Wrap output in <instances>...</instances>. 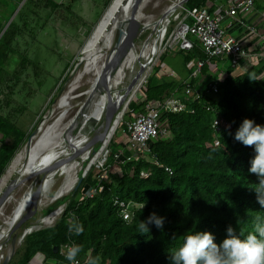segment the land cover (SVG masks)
Here are the masks:
<instances>
[{"label":"trees","instance_id":"trees-1","mask_svg":"<svg viewBox=\"0 0 264 264\" xmlns=\"http://www.w3.org/2000/svg\"><path fill=\"white\" fill-rule=\"evenodd\" d=\"M209 1L189 0L186 7H207ZM14 28L9 26L0 38L1 49H4L0 51V74L8 59L7 51L17 35ZM2 31L3 26H0V33ZM192 57L204 62L203 76L210 72V62H222L208 59L198 44L188 52L186 61ZM229 63L224 75L214 80L216 89L209 86L197 99L187 97L183 82L159 77V68H155L144 87V99L131 101L126 118L129 120L132 113L144 112L146 104H157L170 96L184 101L187 110L164 114L166 133L152 140L138 154L122 147L123 156L118 161V149L113 142L106 163L108 180L103 182V189L92 197L81 194L84 186L97 183L101 169L92 166L72 195L44 211L47 214L67 202L58 223L29 234L22 250L9 264H29L38 254L45 255L43 264L50 261L69 264L61 250L73 244L82 248L77 257L82 264L98 255L101 264H171V255L189 234L211 232L217 243L226 237L230 225L237 234L243 232L241 238L255 234L256 217L264 221V208L259 205L254 191L259 178L249 171L256 153L254 146L236 141L235 133L245 119L264 125V72L252 64L236 73ZM192 84L196 86L193 81ZM215 120L221 121L219 130L214 127ZM0 133L3 135L1 179L29 134L1 113ZM111 133L94 162L107 148ZM112 167H117L118 171H112ZM116 202L138 205L130 220L124 219L122 208ZM153 213L164 219L163 228L149 224L148 233H139L138 223ZM69 221L82 223L84 233L70 234Z\"/></svg>","mask_w":264,"mask_h":264},{"label":"rangeland","instance_id":"rangeland-1","mask_svg":"<svg viewBox=\"0 0 264 264\" xmlns=\"http://www.w3.org/2000/svg\"><path fill=\"white\" fill-rule=\"evenodd\" d=\"M62 1L63 0H61V2ZM168 3L170 4L169 0H149L145 5L144 10L146 13L148 12L149 16L153 15L155 17H152L153 19H157L159 18V16L161 17L162 13L164 12L163 9L165 10L169 6ZM5 4L7 7L6 9H4V12H9L12 9L14 10V8L16 9V7L18 6L17 4L12 3ZM257 4L259 8H263L264 0H259ZM31 5V1H24L18 7V9L24 7V9L21 10V13L14 14L12 18H10V14L4 15L8 20L5 26L9 25L10 21L13 20V18H16V20H14L15 22L13 24V27H18L20 24H22L19 19L22 17V20H26L28 8L31 7ZM112 7L113 5L111 6V8ZM111 8L109 10H107V8L100 19L99 15L98 17L94 16L93 20L88 22L86 26L82 24L83 27L79 32V35H77V31L74 29V27L71 26L73 25L72 23H70L69 25L63 20L65 18L64 10L59 9L54 13L55 15L53 19H50V15H48L49 11L43 8V10H40L41 13L31 20L30 25L27 24L28 27L24 29L18 40L13 41V43L9 47V50L7 51L8 59L5 62L3 70L0 74V113L8 118L11 122L15 123L20 129L27 132L29 134V137L32 135L34 130L37 129V127L42 125L44 121L51 122L57 116L58 112L54 111V109L56 110L57 102L61 95L67 90L69 83L82 69V65L78 62L79 58L90 43V40L96 33L97 29L99 28L100 24L97 25V23H103ZM183 18V10L181 11L179 18H177L176 13L172 15L170 22L168 23L167 34L164 39V45L161 49V52L155 59V63L147 73V76L144 78L140 88H138L135 92L132 101L137 100L138 102H141L144 99V87L147 84L148 78L154 73L156 66L159 65L162 55H165L164 63L175 69L179 75L184 76L188 74V69L185 62L187 52L185 50L177 51L178 47H170L168 51L166 50L170 41L172 40V35L179 27V24L183 20ZM39 22H41L42 24H39ZM24 25L25 24H23L22 26ZM4 31L5 30L0 33V38L4 34ZM149 33L150 31L146 30V32L137 39V44L139 46L144 43ZM189 37L193 40H196V37L192 34H190ZM1 50L4 49H1L0 46V51ZM209 64L210 72L207 76L208 79H206L208 80V83L204 88H200V90L202 91L206 89L211 82L213 83L217 77L220 78L219 76H216V72L218 71V69L227 68L230 63L229 61H223L220 63L210 62ZM245 66L246 64H242V67L236 69V73H239L243 70L245 71ZM168 72H170V70H168ZM200 79H202L201 72L195 76L194 80L198 82V80ZM89 81L90 77L88 76H85L80 80L81 84L79 83V88L77 90L78 93L84 91L88 87ZM119 88H122V85H120ZM81 101V99L75 101L73 110H71L69 117L64 120V123H66L70 119V117L75 114ZM128 112L129 106L125 110L121 122L118 125L112 139L110 140L109 145L107 146L101 157H99L97 161H93L94 163L91 164L89 170H91L92 166H106L113 142L115 143L119 153L116 156L117 160H121L123 156L121 150L122 147L128 148V143L130 144L129 136L126 132H124L125 126H123V124L131 121L134 118V115L137 114L132 113L130 119L128 120V118H126ZM79 131L80 130L77 129L76 133L78 134ZM92 135L93 133L91 132L89 136L91 137ZM27 141L21 148V150L26 147ZM106 141L103 142L102 147L105 145ZM102 147L97 153V156L102 151ZM134 152L136 153V151ZM136 154H138V152ZM87 166V162H83L81 167H79L77 173L78 177L74 188L76 187L79 178L82 175H84L85 177L88 174L89 170H87ZM57 168L58 169L56 171L47 176L40 196V202L43 200L42 204L39 206L36 216L28 221L25 228H30L32 226H39V230L49 228L55 225L56 222L62 217V214L66 209V205L62 207V214L58 217L55 223L50 226L43 225L42 221L45 218L44 211L53 203L50 199L55 197L60 189V186L65 180V165H59L57 166ZM112 171H118V168L114 167ZM39 176L40 174L32 180L28 181L22 189L20 188L21 190L18 189L16 191V200L17 203H19L21 206V211L24 208L28 207L30 194L32 193V191H34L35 182ZM89 187V185L84 186L81 190V194L87 196V190L89 189ZM65 204H67V202ZM12 207H14V204L9 205V207L7 208L8 213H10V211L13 209ZM25 228H21L19 234H22ZM23 241L18 246L19 248L17 247L16 253L12 257V259L16 257L19 250H22L24 244ZM10 250L11 240H7L3 243L2 249L0 250V264L9 255ZM37 256L38 255H36L31 260L30 264L44 263V257L42 256L43 261H41V256ZM54 263L57 264L58 262L54 261Z\"/></svg>","mask_w":264,"mask_h":264},{"label":"bare ground","instance_id":"bare-ground-1","mask_svg":"<svg viewBox=\"0 0 264 264\" xmlns=\"http://www.w3.org/2000/svg\"><path fill=\"white\" fill-rule=\"evenodd\" d=\"M135 1L116 0L114 2L105 20L100 24L90 43L79 58L82 69L69 83L67 90L58 100L56 110L54 109L55 112H58L57 116L51 122L44 121L40 125V129L36 135L33 136L25 148L17 153L12 163H10L11 165L1 177L0 196L9 184L14 183L17 187L13 191L11 198L0 208V250L4 242L11 240L7 238L11 229L31 209L37 187L41 183L43 187L47 176L58 169L57 167L49 168L60 159H65L60 164L66 167L64 173L65 180L55 197L50 199L53 202L50 206L59 200L65 199L76 191L74 185L77 181L79 167H81L83 162H87V167H91L103 142L108 139L111 133L107 137L102 138L108 107L120 94V90L128 86L129 82L139 70V58H141L142 62L150 58L159 30L163 31H161L159 41H161V38L164 41L166 37L165 32L169 23L168 19L172 16L159 25L158 21L160 16L157 19H153V15L149 16L148 12L146 13L144 10L149 0H142L141 5L137 9V17L133 19L132 12L135 8ZM169 1L170 4H168L170 6L173 3H178L180 0ZM165 10L163 9V11ZM181 10L182 7L175 12L176 16ZM146 30L150 31V33L144 43L139 46L137 39ZM119 36L120 40H118ZM127 37H129V40L121 53L118 51L119 47ZM85 76L90 77L89 85L88 87L85 86L87 88L84 91L78 93L77 90L80 80ZM141 84L142 81L131 92L130 97L132 99ZM120 85H122V88H119ZM80 99L82 101L78 105L77 111L64 123V120L69 117L71 110H73L75 101ZM122 117L123 114L118 117L117 122L120 119L119 124ZM117 122L115 123V128L111 133L107 146L117 129ZM77 129L80 130L78 134L76 133ZM91 132L93 135L90 137L89 134ZM93 137H97V141L89 145ZM74 155L76 156L73 157ZM39 174L40 176L35 182L34 191L30 194L28 207L21 211V206L16 200V191L20 188L22 189L28 181ZM65 203L59 204L52 211L45 214V218L42 221L43 225L50 226L55 223L62 214V207L64 205L67 206ZM11 204H14V207L8 213L7 208ZM25 229L28 230V227ZM18 236H21V234H18Z\"/></svg>","mask_w":264,"mask_h":264},{"label":"built area","instance_id":"built-area-1","mask_svg":"<svg viewBox=\"0 0 264 264\" xmlns=\"http://www.w3.org/2000/svg\"><path fill=\"white\" fill-rule=\"evenodd\" d=\"M256 1L257 0H229L226 7H218L214 11L207 7H194L188 9L186 6H183L184 18L172 35V40L166 50L168 51L170 47H178L177 49L191 51L197 44H200L208 59L228 60L235 69H238L245 61L256 64L258 57L254 56L252 50L247 47L245 41L228 33V29L232 27L235 21H238L240 25L247 28L248 34H257L255 27L243 20V17L250 15L255 10ZM180 13L177 15V18L180 17ZM228 19H231V23L224 26ZM190 34L194 35L196 40L191 39L189 37ZM163 45L164 41L162 47ZM263 60L264 59H262L261 62H263ZM203 65V61L198 62V69L194 71V76L199 74ZM209 86L212 87L213 90L217 87L213 83ZM202 92V90L194 87L192 82L185 83V93L188 98H200ZM185 110H187L186 103L175 96L167 97L163 102L157 104L152 102L146 104L144 112L135 114L134 118L125 124L126 127L124 132L128 134L130 142L128 149L139 153L143 148H147L152 140L158 138L167 131L163 124V114L182 112ZM220 122L219 120H215L214 122V127L218 130L220 129ZM97 167L101 169V172L97 175L96 185L90 186L87 190V197H92L98 190H102L103 182L108 180L109 171L107 166L102 165V167ZM167 170L170 169L167 168ZM116 204H119L122 208L121 215L125 220H130L132 218L133 211L138 206L133 202L127 204L116 202ZM69 246L71 245L62 247V255L66 256ZM78 261L79 264H82L79 259Z\"/></svg>","mask_w":264,"mask_h":264},{"label":"clouds","instance_id":"clouds-1","mask_svg":"<svg viewBox=\"0 0 264 264\" xmlns=\"http://www.w3.org/2000/svg\"><path fill=\"white\" fill-rule=\"evenodd\" d=\"M235 140L245 146H254L256 155L251 161L249 171L259 178L254 191L259 205L264 208V125L256 124L252 119H245L235 133ZM149 224L163 228L164 219L155 213L147 220L138 223L141 234L149 232ZM70 234L80 236L84 233L82 223L69 221ZM254 233L243 237L230 225L226 237L219 243L211 232H195L183 239L182 246L171 255V264H264V221L258 216L254 223ZM82 252L80 245L68 247L65 259L69 264H79L77 257ZM86 264H101V257L89 258Z\"/></svg>","mask_w":264,"mask_h":264},{"label":"crops","instance_id":"crops-1","mask_svg":"<svg viewBox=\"0 0 264 264\" xmlns=\"http://www.w3.org/2000/svg\"><path fill=\"white\" fill-rule=\"evenodd\" d=\"M24 1L32 2L31 7L28 8L26 20H22V17H21L19 20L21 21L22 24L14 28L13 24L16 18H13V20L10 21V24L5 26L8 20H7V17H5L4 15L10 14L11 15L10 18H12L14 14L21 13V10L24 9V7H22L21 9H18V7ZM112 1L113 0H63L61 2V0L59 1L57 0H0V26H3V30L5 31L9 28V26L13 27L14 30L17 31V35L15 36L16 38L14 40L16 41L18 40L19 36L24 31V29H26L28 25H30L31 20L41 13L40 10H43V8L47 9L49 11L48 15H50V19L51 18L53 19L55 15L54 13L57 12L59 9H62L65 12V16H64L65 18L63 20L67 22L69 25L70 23H72L73 25L71 26L74 27V29L77 31V35H79V32L81 31L83 25L86 26L88 22L93 20L94 16L98 17L99 15V19H100L105 13L106 9L112 3ZM228 1L229 0H227L226 2H223L221 0H210L207 5V8H209L210 10L212 9V11H214L218 7H226L228 5ZM258 1L259 0L256 1L255 10L250 15L243 17V20H245L248 24L255 27V29L257 30V34L256 35L248 34L247 28H245V26L240 25L238 21L237 22L235 21L233 23L232 27L228 29V33L234 35L238 39L245 41L247 47L250 48L254 56L258 57L259 59V61L257 59L256 64L254 65H257L258 67H260L259 69L264 72V60L263 62H261V60L264 59V16H263L264 7L259 8L257 4ZM5 3L17 4L18 6L16 7V9L14 8V10L12 9L9 12H4V9H6L7 7ZM229 23H231V19H228L225 22V25H229ZM23 24H25L26 26L25 25L22 26ZM39 24H42V23L39 22ZM99 24H101V22L97 23V25ZM198 46H201V45L199 44ZM177 51H184V50L178 49ZM186 52L188 54V52L190 51H186ZM164 56L163 57L161 56L162 58H160V63L159 65L156 66V68H159V72H158L159 77H163L168 80H177V81L183 82L184 90H185L186 82L193 81V83L196 84L197 86L195 87L198 89L204 88L205 85L208 83V80H206L208 79L207 77L208 75L206 76L202 75V79L198 80V82L194 80L195 76L193 73L195 70L198 69V66H197L199 62L198 58L192 57L190 61H186V57H185L188 74L181 76L177 73L175 69H173L172 67L164 63ZM223 61H227V60H222V62ZM243 64H246L245 66L246 68L249 65H252V63L249 61H245ZM240 67H242V65ZM168 70H170V72H168ZM224 70L225 69L222 68L221 71L219 72V69H218L217 72L219 74V77L224 75ZM163 117H164V114H163ZM2 141H3V135L2 133H0V147L2 145ZM128 146H129V143H128ZM38 256H41V261H43V258H42L43 256L44 262H45V255L38 254ZM50 263L55 264L54 261H50L49 264Z\"/></svg>","mask_w":264,"mask_h":264},{"label":"water","instance_id":"water-1","mask_svg":"<svg viewBox=\"0 0 264 264\" xmlns=\"http://www.w3.org/2000/svg\"><path fill=\"white\" fill-rule=\"evenodd\" d=\"M115 1L116 0L112 1V3L109 5L107 10L111 8V6L114 4ZM141 2L142 0H136L134 3L135 8L132 12L133 19L137 17V9L141 5ZM188 2L189 0H180L178 3L171 4L160 17L158 24L159 25L162 24L165 20H167L170 16H172L180 7L186 6ZM170 19H168L169 22H170ZM167 29H166L165 34L167 33ZM161 31L162 30H159V33L156 35V41H155L150 58L145 62H142L141 58H139V70L137 71L133 79L129 82L128 86L120 90L121 91L120 94L111 102L110 106L108 107L106 111V121H105L102 138L107 137L109 135V133L114 129L115 123L117 122L118 117L122 114L124 115L125 110L127 109V107L132 101V98L130 97L131 92L134 90V88L137 86L139 82L141 81L143 82L144 78L147 76V73L151 69L152 65L155 63V59L160 54L161 49H162V44H163V40H162L163 38H161V41H159L161 37ZM118 40H120V36ZM128 40H129V37H127L123 41L122 45L119 47V50H118L119 52L122 53ZM78 62L79 64H81L80 60ZM39 129H40V126L34 130L32 135L29 137L26 145L30 143L33 136L36 135ZM96 141H97V137H93L89 145L95 143ZM76 155H74L73 157H75ZM64 160L65 159H60L57 163H55L49 169L59 166L60 164L64 162ZM87 168H88L87 170H89L90 167H87ZM83 178H84V175H82L79 178V181L75 187V190L79 188V186L81 185L83 181ZM16 187L17 185L14 183H11L6 187V189L3 191L2 195L0 196V208L3 207V205L7 202L8 199L11 198L12 193ZM41 191H42V183L39 185V187H37L35 191L34 202H33L31 209H29L27 213H25V215L16 223V225L11 229L10 233L8 234L7 238L11 239V250H10L9 255L5 258V261L3 264H8L11 261L12 257L16 253L17 247L21 244L23 240H25V238L29 234H31L35 230L38 231L40 229V227L32 226L28 228V230L25 229L23 233L21 234V236H18L20 229L25 228L27 226L28 221H30L32 218L36 216L39 206H40ZM55 251L56 252L58 251L57 246L55 247Z\"/></svg>","mask_w":264,"mask_h":264}]
</instances>
